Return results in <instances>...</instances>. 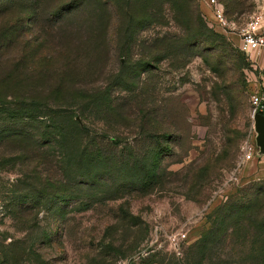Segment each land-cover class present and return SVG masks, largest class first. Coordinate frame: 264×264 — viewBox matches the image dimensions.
<instances>
[{
	"label": "trees",
	"instance_id": "1",
	"mask_svg": "<svg viewBox=\"0 0 264 264\" xmlns=\"http://www.w3.org/2000/svg\"><path fill=\"white\" fill-rule=\"evenodd\" d=\"M219 1L226 16V9L240 3ZM27 2L0 0V144L7 143L11 152L0 162L19 167L11 204L30 214L32 248L54 234L53 223L33 232L40 209L57 220L84 185L103 193L108 190L106 180L117 179L122 184L114 190L132 187L147 193L164 186L172 174L163 160L175 135L165 127L170 122L164 103L143 97L144 74L171 55L186 58L204 53L208 65L213 62L228 69H241L243 60L235 63L216 43L220 35L209 27L198 0H35L33 7ZM166 8L181 34L141 39L139 34L149 26L165 23ZM43 12L48 21L38 25V14ZM113 53L123 60L109 81L87 82L93 66ZM216 88L237 92L236 86ZM227 94L237 105V96ZM76 111L82 118L91 111L105 124H128L135 115L141 135L135 144L140 149L118 150L119 138L92 132L76 119ZM233 136L235 148L241 136L237 131ZM210 157L188 179L192 186L195 178L209 171ZM246 241L249 252L240 262L264 264V188L259 186L252 187L245 199L215 211L209 227L187 251L186 264H231L217 257V246Z\"/></svg>",
	"mask_w": 264,
	"mask_h": 264
},
{
	"label": "rangeland",
	"instance_id": "2",
	"mask_svg": "<svg viewBox=\"0 0 264 264\" xmlns=\"http://www.w3.org/2000/svg\"><path fill=\"white\" fill-rule=\"evenodd\" d=\"M239 2L237 7L226 9L227 18L234 21L236 29L256 9L254 0ZM35 4V0L27 2L28 7ZM200 11L209 27L220 35L216 43L235 63L241 59L243 64L241 69L216 67L213 62L207 64V54L195 52L186 58L171 55L143 75V97L164 103L170 122L165 127L175 135L172 149L163 160L167 171L172 173L164 186L147 193L132 187L114 190L122 182L116 179L114 183L108 178V190L101 193L84 185L82 191L74 193L77 198L63 207L57 220L40 209L38 226L33 232L44 231L53 223L54 234L50 241L37 242L31 248L29 235L34 223L30 214L26 208H14L11 204L19 167L0 162V264H186L187 251L209 227L220 206L245 199L252 187L264 188L261 164L243 160L247 146L255 144L249 98L250 91L264 75V50L258 62H253L240 48L236 31L223 33L201 8ZM164 15V24L149 26L139 37L148 40L164 33L180 35L168 8ZM38 20V25L46 24L47 14H38ZM137 54L134 51V56ZM119 58L115 53L107 60L102 58L93 66L95 70L86 78L87 82L105 84L118 70L123 60ZM218 85L236 86L237 92L227 93L236 95L238 104L229 101L224 88H216ZM75 115L92 132L105 131L107 139L119 138L118 150L135 153L140 149L135 144L141 138L135 115H131L128 124H105L91 111L86 118L78 111ZM235 131L241 139L238 147L232 148ZM9 151L7 143L0 144V161L1 157L9 156ZM209 157V171L195 178L196 184L192 186L188 179L194 178ZM181 233L186 234L184 238ZM249 248V241L234 246L225 242L217 246L216 255L220 260L238 264Z\"/></svg>",
	"mask_w": 264,
	"mask_h": 264
},
{
	"label": "built area",
	"instance_id": "3",
	"mask_svg": "<svg viewBox=\"0 0 264 264\" xmlns=\"http://www.w3.org/2000/svg\"><path fill=\"white\" fill-rule=\"evenodd\" d=\"M199 1H203L210 9L211 21L215 27L221 29L223 33L236 31L240 40V48L249 58L251 57V53L257 52L260 48L264 47V33L261 29L264 20V0H254L256 2V9L250 14L248 20L241 27L237 28L238 30L236 29L234 21H231L225 15L224 6L219 0ZM249 100L251 118L253 119L254 115L257 113L264 115V75L260 77L250 91ZM255 144H249L247 146V153L244 154L243 158L244 161L250 159L255 153L257 154L259 152ZM185 235V233H181L180 237L184 238Z\"/></svg>",
	"mask_w": 264,
	"mask_h": 264
},
{
	"label": "crops",
	"instance_id": "4",
	"mask_svg": "<svg viewBox=\"0 0 264 264\" xmlns=\"http://www.w3.org/2000/svg\"><path fill=\"white\" fill-rule=\"evenodd\" d=\"M199 4H200V8L203 11V13L207 15V18L209 20H211V12H210V9L208 8V6L205 5L203 1H199ZM261 29L264 33V21L262 23ZM263 50H264V47L260 48L257 52L251 53L250 59L253 62H258L259 57L261 55L260 52H263ZM244 162L251 163V164L260 163L261 164L260 172H261L262 177H264V152H258L257 154L255 153V155H253L250 159L245 160Z\"/></svg>",
	"mask_w": 264,
	"mask_h": 264
},
{
	"label": "water",
	"instance_id": "5",
	"mask_svg": "<svg viewBox=\"0 0 264 264\" xmlns=\"http://www.w3.org/2000/svg\"><path fill=\"white\" fill-rule=\"evenodd\" d=\"M253 126L256 132L255 143L259 152H264V115L255 114L253 118Z\"/></svg>",
	"mask_w": 264,
	"mask_h": 264
}]
</instances>
